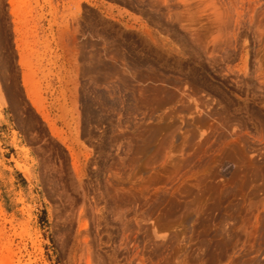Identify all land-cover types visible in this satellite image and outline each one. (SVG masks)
Here are the masks:
<instances>
[{
    "label": "rangeland",
    "instance_id": "374dc122",
    "mask_svg": "<svg viewBox=\"0 0 264 264\" xmlns=\"http://www.w3.org/2000/svg\"><path fill=\"white\" fill-rule=\"evenodd\" d=\"M0 87V264H264V0H0Z\"/></svg>",
    "mask_w": 264,
    "mask_h": 264
},
{
    "label": "bare ground",
    "instance_id": "6f19581e",
    "mask_svg": "<svg viewBox=\"0 0 264 264\" xmlns=\"http://www.w3.org/2000/svg\"><path fill=\"white\" fill-rule=\"evenodd\" d=\"M0 92H1V87H0ZM41 110V109H40ZM44 115V114H43ZM18 167H21V166H18ZM21 169V168H20Z\"/></svg>",
    "mask_w": 264,
    "mask_h": 264
}]
</instances>
